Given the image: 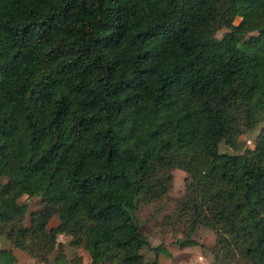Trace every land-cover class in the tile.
I'll use <instances>...</instances> for the list:
<instances>
[{
    "label": "trees",
    "instance_id": "1",
    "mask_svg": "<svg viewBox=\"0 0 264 264\" xmlns=\"http://www.w3.org/2000/svg\"><path fill=\"white\" fill-rule=\"evenodd\" d=\"M258 117L264 0H0V237L45 264L60 234L90 264H163L135 204L180 169L177 246L208 227L217 264H264V123L237 145Z\"/></svg>",
    "mask_w": 264,
    "mask_h": 264
},
{
    "label": "rangeland",
    "instance_id": "2",
    "mask_svg": "<svg viewBox=\"0 0 264 264\" xmlns=\"http://www.w3.org/2000/svg\"><path fill=\"white\" fill-rule=\"evenodd\" d=\"M238 22L239 19H236L235 23ZM224 31H219L216 37L220 38ZM258 119L257 126L254 130L242 129L237 142L239 152H244L246 149H252L254 147L255 140L264 123L263 117H258ZM220 152L231 153L232 150L221 143ZM171 177L172 179L168 183L165 193L159 200L153 203H147L141 198L136 200L135 214L138 217L142 234L147 238L152 247L166 249L168 251L169 256H164L163 264H217L215 234L208 227L198 226L191 234L190 237L195 242L194 245L182 248L177 246V243L179 244V242L187 239V218L178 220L176 218V208L177 203L186 196L185 186L189 176L180 169H174L171 171ZM1 181L4 183L5 179L2 178ZM20 202L28 205V210L23 221V225L28 227L30 224L29 214L41 209V200L39 197H22L20 198ZM57 224L58 219L56 216H53L48 224V228L55 227ZM70 240L71 237L66 234L57 236V244L54 250L47 256L49 264H54L53 261L58 254L59 248L69 261L78 260V264H90L87 251L82 246L70 245ZM9 248L11 249L8 241L0 237V250L6 249V251H11ZM21 256L25 262L28 261L26 264H45L41 263V260L36 261L31 259L23 251L21 252ZM223 264L247 263L240 256H237L233 260L224 261Z\"/></svg>",
    "mask_w": 264,
    "mask_h": 264
},
{
    "label": "crops",
    "instance_id": "3",
    "mask_svg": "<svg viewBox=\"0 0 264 264\" xmlns=\"http://www.w3.org/2000/svg\"><path fill=\"white\" fill-rule=\"evenodd\" d=\"M8 245H9V243H8ZM9 249H7V250H9ZM4 250H6V249H4ZM10 250L14 256V261L12 264H26V262H28V261L25 262L24 258H22V256H21L22 251L14 249V248L13 249L11 248Z\"/></svg>",
    "mask_w": 264,
    "mask_h": 264
}]
</instances>
